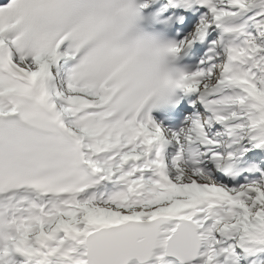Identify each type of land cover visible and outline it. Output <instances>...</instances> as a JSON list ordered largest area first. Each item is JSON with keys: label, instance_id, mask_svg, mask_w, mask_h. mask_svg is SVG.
I'll return each mask as SVG.
<instances>
[{"label": "snow or ice", "instance_id": "6c2138e0", "mask_svg": "<svg viewBox=\"0 0 264 264\" xmlns=\"http://www.w3.org/2000/svg\"><path fill=\"white\" fill-rule=\"evenodd\" d=\"M0 264H264V0H0Z\"/></svg>", "mask_w": 264, "mask_h": 264}]
</instances>
